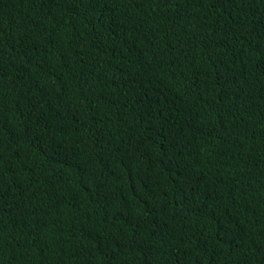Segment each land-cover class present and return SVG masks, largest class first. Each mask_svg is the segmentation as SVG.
<instances>
[{
  "label": "trees",
  "instance_id": "obj_1",
  "mask_svg": "<svg viewBox=\"0 0 264 264\" xmlns=\"http://www.w3.org/2000/svg\"><path fill=\"white\" fill-rule=\"evenodd\" d=\"M0 264H264V0H0Z\"/></svg>",
  "mask_w": 264,
  "mask_h": 264
}]
</instances>
